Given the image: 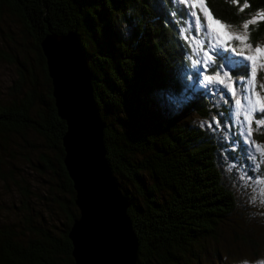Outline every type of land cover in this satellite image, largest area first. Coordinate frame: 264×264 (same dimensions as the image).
<instances>
[{"label":"trees","instance_id":"trees-1","mask_svg":"<svg viewBox=\"0 0 264 264\" xmlns=\"http://www.w3.org/2000/svg\"><path fill=\"white\" fill-rule=\"evenodd\" d=\"M175 1L0 0L30 39L44 82L39 89L31 67L17 63L11 98L0 103V152L11 158L5 143L27 134L42 141L52 156L41 154L39 165L57 178L50 201L58 202L63 217L56 232L38 224L20 231L0 229V264H74L67 233L78 211L62 163L66 125L57 115L40 49L47 36L71 34L85 63L90 105L102 124L103 160L126 201L125 216L137 244L135 264L187 263L204 242L216 240L219 227L234 213L214 141L187 120L193 114L202 121L216 112L200 98L186 99L173 113L164 107L186 90V47L175 38L168 16ZM201 2L212 21L229 26L264 12V0ZM184 11H177L181 18ZM263 35L264 21L250 32L249 41ZM241 72L245 75L244 67ZM4 161L2 152V180Z\"/></svg>","mask_w":264,"mask_h":264},{"label":"rangeland","instance_id":"rangeland-1","mask_svg":"<svg viewBox=\"0 0 264 264\" xmlns=\"http://www.w3.org/2000/svg\"><path fill=\"white\" fill-rule=\"evenodd\" d=\"M175 2L177 9L172 7V12L168 16L172 19L171 27L175 38L183 42L186 47L183 53L187 65L182 72L186 90L183 95L175 96L168 101V105L164 107L167 113H171L188 98L208 100L210 108L216 114L212 113L202 121L192 114L187 119L188 124L198 125L214 141L221 182L235 202V211L225 224L219 227L216 240L210 242L207 240L199 247L194 259L189 258L187 263L183 260L179 264H264V183H260L264 181V123H257L258 120H264V110L257 107L252 112V131L248 136L249 125L245 120L248 101L244 99L241 88L243 85L249 100L256 101L257 98L252 95L253 63L246 59L247 55H253L257 57L254 91L259 93L261 102H264V35L253 43L249 41L250 32L264 21V12L253 13L236 26L213 21L211 26L213 31L209 32L201 0ZM182 8L185 9L184 18L177 13ZM193 11L200 19L199 32L196 31L197 16L192 15ZM252 20L255 22L249 23L248 29L245 30L243 24ZM116 30L119 33L118 29ZM22 32L20 23L9 10L0 7V103H5L11 98V87L18 77L17 63H22L26 70H30L31 67L35 74L36 86L39 89L44 88L40 69L32 55L34 49L30 46V39ZM245 34L248 35V40L243 43L234 38L229 39V36ZM209 43L215 45L214 51H209L212 59L205 57ZM225 44L230 45L227 50ZM245 44H250L252 48L245 47ZM65 45L63 48L71 52L68 40L65 41ZM256 47L261 48V53L255 52ZM232 48H235V52ZM241 51L244 55L239 54ZM220 53L238 62L229 76H224L228 68H221V58L218 55ZM194 60L197 63L194 64ZM243 67L246 70L245 75L241 72ZM218 72L223 83L216 79L205 83V75L216 76ZM78 73L80 74L79 71ZM229 83L232 85L231 88ZM74 89L73 95L77 103L80 97L84 99L85 96L86 99L83 82ZM67 90L66 86L61 90L65 97L71 93L64 94ZM72 97L69 96L67 102ZM83 99H81L82 104ZM237 99L241 100L239 109L236 106ZM86 104L87 102L83 104L84 108H87ZM42 144L39 138L30 134L23 136V140L15 138L5 143L6 149L12 152V157L2 151L6 160L2 170L7 174L5 179H0V229L20 231L26 225L38 224L41 227L52 226L55 232L60 230L58 228L63 217L58 211L59 204L50 201V193L57 178L40 168V155L52 156ZM9 172L11 175H8Z\"/></svg>","mask_w":264,"mask_h":264},{"label":"water","instance_id":"water-1","mask_svg":"<svg viewBox=\"0 0 264 264\" xmlns=\"http://www.w3.org/2000/svg\"><path fill=\"white\" fill-rule=\"evenodd\" d=\"M67 40L71 52L63 48ZM40 49L46 60L57 115L66 125L61 138L62 163L72 183L78 211L67 233L74 264H135L137 244L125 216L127 204L103 160L102 124L90 105V89L81 53L71 34L47 36L40 43ZM81 82L85 85L86 99L80 97L77 103L73 86L78 87ZM65 86L68 90L62 92L67 95L71 92L69 96H73L70 103L67 102L69 96L61 93ZM81 99L83 104L87 102V108L83 107ZM99 166H102L101 171Z\"/></svg>","mask_w":264,"mask_h":264},{"label":"snow or ice","instance_id":"snow-or-ice-1","mask_svg":"<svg viewBox=\"0 0 264 264\" xmlns=\"http://www.w3.org/2000/svg\"><path fill=\"white\" fill-rule=\"evenodd\" d=\"M233 2L235 3L236 0H233ZM244 6L245 7H248L249 5L245 4ZM193 7H195V5H193ZM201 7H203V6H201ZM241 10H243V9H241ZM204 11H205V17H206V19L208 21V31L211 32V31H213V29L211 27L213 21H212V18L210 16V14L207 12V10L204 9ZM192 15L193 16H197V14H196L195 11L192 12ZM254 22H255V20H252V21H249V22L244 23L243 24V28L245 30H247L248 27H249V23H254ZM216 23H219V21H216ZM195 25H196V31L199 32L200 31V19H199L198 16L196 18ZM232 38H234V39H236L238 41H241L243 43V42H245V41L248 40V35L245 34L243 36H241V35L229 36V39H232ZM229 47H230V45L225 44V50H227ZM245 47H247L249 49L252 48V46L250 44H245ZM214 49H215V45L212 44V43H209L208 51H205V57H207V59H212V57L209 55V51H214ZM254 50H255L256 53H261V51H262L260 47H256ZM232 51L235 52V48H232ZM239 54L240 55H244L243 51H241V53H239ZM218 55L221 58V68H228V71H225L224 72V76H229V73L232 71L234 65L236 63H238V62L237 61H234L231 57L223 56L222 53H220ZM246 59L249 60V61H252V63H253V73H252L253 92H252V95H254L257 98L255 102L249 100L248 99V95L244 92L243 85H241L242 94H244V99L246 101H248V110L245 113V120L248 122V125H249V127L247 129V132H248V136H250L251 135V131H252V129H251L252 112L257 107H259L261 110H264V102H261V98L259 97V93H256L254 91L255 64H256V61H257V57H255L253 55H247L246 56ZM193 63L195 64V63H197V61L194 60ZM206 63L207 62L205 61V64ZM213 79L219 80L221 83L224 82L223 79L220 77L219 72L216 74V76H209V75H205L204 76V81H205L206 84L207 83H210ZM231 87H232V85H231V83H229V88H231ZM233 95H235V92L234 91H233ZM236 106H237V109H239L241 107V100L240 99H237L236 100ZM257 123L258 124L264 123V120H258ZM260 183H264V181H260Z\"/></svg>","mask_w":264,"mask_h":264},{"label":"bare ground","instance_id":"bare-ground-1","mask_svg":"<svg viewBox=\"0 0 264 264\" xmlns=\"http://www.w3.org/2000/svg\"><path fill=\"white\" fill-rule=\"evenodd\" d=\"M75 73H76V72H75ZM83 80H84V79H83ZM73 81H74V80H73ZM71 83H72V82H71ZM73 88H74V86H73ZM81 112H82V111H81ZM79 113H80V112H79ZM83 114H85V112H83ZM101 168H102L101 166L98 167V169H99L100 171L102 170ZM96 169H97V168H96ZM98 169H97V170H98Z\"/></svg>","mask_w":264,"mask_h":264}]
</instances>
